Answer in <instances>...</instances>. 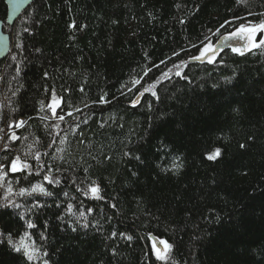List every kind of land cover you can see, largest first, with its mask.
Segmentation results:
<instances>
[{
  "label": "trees",
  "instance_id": "16d2710c",
  "mask_svg": "<svg viewBox=\"0 0 264 264\" xmlns=\"http://www.w3.org/2000/svg\"><path fill=\"white\" fill-rule=\"evenodd\" d=\"M7 17L0 0L13 40L0 264H264V46L193 59L264 22V0H35ZM17 156L31 168L12 173ZM151 236L172 245L168 260Z\"/></svg>",
  "mask_w": 264,
  "mask_h": 264
},
{
  "label": "snow or ice",
  "instance_id": "6c2138e0",
  "mask_svg": "<svg viewBox=\"0 0 264 264\" xmlns=\"http://www.w3.org/2000/svg\"><path fill=\"white\" fill-rule=\"evenodd\" d=\"M13 3H16L17 5L20 3L25 2V0H12ZM257 31H261L264 32V22H262L261 24L257 25V26H253V27H246V26H241L239 29H237L236 32L231 33L230 37H237V36H244V38L246 39V41L251 42L252 47H259L264 45V39L260 40L258 43L255 41L254 37L256 35ZM234 52H238L241 55L243 54V51L240 48H233L232 49ZM219 51V48H214L211 43H209L208 45L205 46L204 50L200 53V56L197 57H193V59H201L205 56L208 57L209 62H213V58L215 57V55L217 54V52ZM177 75H179V73H177ZM136 83H139V81H136ZM146 91H151L152 95L155 96L156 93L155 91L152 90V88L150 87L149 89H146ZM53 102L55 103V98H53ZM53 112H55V109H53ZM62 119V117H61ZM21 124L23 122H20ZM19 126V125H17ZM14 136V134H13ZM220 152L219 149H217L213 154L208 156V159L212 160L215 159L217 156H219ZM36 159H39V156L36 157ZM4 167L3 165H0V180H3L4 177L7 176V172L4 171ZM31 166L27 163H25L24 161H22L20 159L19 156H17L14 160H12L10 162V171L12 173H16V172H22L26 169H30ZM45 179L48 180L49 183H59L58 180L53 181V179L51 177H45ZM12 191V189L9 187L8 188V192L10 193ZM91 193L96 197V198H101L99 196V187L98 186H93L90 188ZM25 192H27V190L25 189H21L20 191V195H24ZM31 192H41L44 193L46 195H50V193H48L46 191V189L40 185L37 184L35 185L32 189ZM87 194V193H86ZM18 207V205H16ZM28 227H34V225L30 224L28 225ZM3 233H0V236H3ZM24 239H21V243L20 244H14L12 241V237L9 234L7 236V241L10 245H12L13 250L16 252H22L23 255L29 260L32 261L34 259H36V252L38 251V249H36L33 245H28L26 243H24ZM128 239H131V237H128ZM159 243L161 245H163V251H161L160 249H156V254H157V258L160 260H166L167 259V252L171 249V245L168 244L166 241H159ZM153 247L155 248V244L153 245ZM43 255H47V253H43ZM44 264H47V261H44Z\"/></svg>",
  "mask_w": 264,
  "mask_h": 264
},
{
  "label": "rangeland",
  "instance_id": "374dc122",
  "mask_svg": "<svg viewBox=\"0 0 264 264\" xmlns=\"http://www.w3.org/2000/svg\"><path fill=\"white\" fill-rule=\"evenodd\" d=\"M261 24V23H260ZM257 25H259V24H253V25H243V26H246V27H253V26H257ZM241 27V26H240ZM239 27V28H240ZM238 28V29H239ZM237 30H235V31H233V32H236ZM233 32H231V33H233ZM231 33H228V34H225V35H223L222 37H221V40H219V41H216V42H213V41H207L204 45H203V47L201 48V50L199 51V54L197 55V56H200V53L204 50V48H205V46L206 45H208L209 43H211V45L214 47V48H219V51L217 52V54L215 55V57L213 58V61L216 59V57L218 56V54H219V52H220V48L222 47V46H224V45H227L228 44V46H230L231 47V49H233L234 47L235 48H240L242 51H248V50H251V49H255V48H258V47H252V45H251V42H249V41H246V39L244 38V36H237V37H231V38H229L230 37V35H231ZM254 39H255V41L258 43L260 40H262V39H264V32H261V31H257L256 32V35H255V37H254ZM262 46H264V45H262ZM259 47H261V46H259ZM196 56V57H197ZM197 60H207V61H209V59H208V57L207 56H205V57H203V58H201V59H197ZM187 61H183V65L186 63ZM180 65H177L176 66V69H173V70H170L169 72H167L166 73V76L165 77H169L170 75H172V71H174V73H180L181 72V70H179V71H176L177 70V68L179 67ZM10 131L9 130H6L5 131V134H7V133H9ZM93 186H96V185H92L91 187H93ZM22 238H25L24 239V243H26V244H28V245H33L34 246V244L32 243V241L31 240H29V238L27 237V236H23V237H21V238H19L18 240H16L15 241V244H20L21 243V239ZM163 241H166V240H163ZM167 242V241H166ZM168 244H170L169 242H167ZM153 245H154V242H153ZM171 245V244H170ZM35 247V246H34ZM164 247V246H163ZM156 249H160V248H158V247H156V245H155V248H154V250H155V253H156ZM171 249H172V245H171ZM171 249L167 252V259L166 260H168L169 259V257H170V254H171ZM161 250V249H160ZM161 251H163V250H161ZM39 251H37L36 252V259H34V261H36L37 259H38V257H39ZM157 255V254H156ZM166 260H163V261H166Z\"/></svg>",
  "mask_w": 264,
  "mask_h": 264
},
{
  "label": "water",
  "instance_id": "95a60500",
  "mask_svg": "<svg viewBox=\"0 0 264 264\" xmlns=\"http://www.w3.org/2000/svg\"><path fill=\"white\" fill-rule=\"evenodd\" d=\"M35 0H25V2L16 4L12 0H6L8 6V17L6 24L13 26L17 19L33 4ZM13 40L12 35L4 31V22L0 20V62H2L11 52ZM1 81H0V92H1ZM152 241L156 247L163 250V245L159 243L161 239L155 236H151Z\"/></svg>",
  "mask_w": 264,
  "mask_h": 264
}]
</instances>
